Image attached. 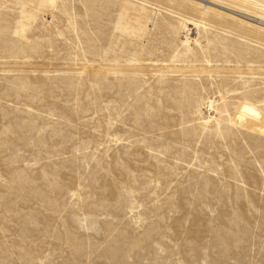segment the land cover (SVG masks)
<instances>
[{"label":"rangeland","instance_id":"1","mask_svg":"<svg viewBox=\"0 0 264 264\" xmlns=\"http://www.w3.org/2000/svg\"><path fill=\"white\" fill-rule=\"evenodd\" d=\"M220 6L0 0V264H264V23Z\"/></svg>","mask_w":264,"mask_h":264},{"label":"bare ground","instance_id":"2","mask_svg":"<svg viewBox=\"0 0 264 264\" xmlns=\"http://www.w3.org/2000/svg\"><path fill=\"white\" fill-rule=\"evenodd\" d=\"M197 3L200 6H204L207 8H211L212 6H218V7L220 6V5H216V3L213 0H197ZM220 7L232 12L240 13L245 17L253 18L254 20H257L259 23L261 22L264 23V19H261L260 17L250 16L248 14L229 9L228 7H223V6ZM210 108L212 109L213 105H211ZM235 120L237 123L241 124L247 130H252L260 134H264V113H262L256 107L248 103H244L242 105V107L239 109L238 113L236 114Z\"/></svg>","mask_w":264,"mask_h":264}]
</instances>
